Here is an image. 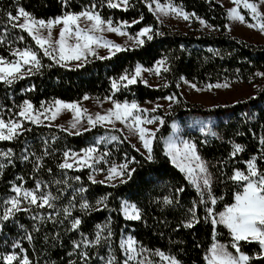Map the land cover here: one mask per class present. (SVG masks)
<instances>
[{
  "label": "trees",
  "instance_id": "trees-1",
  "mask_svg": "<svg viewBox=\"0 0 264 264\" xmlns=\"http://www.w3.org/2000/svg\"><path fill=\"white\" fill-rule=\"evenodd\" d=\"M155 1L170 2L188 13L194 12L210 27L195 17L186 30L167 25L149 8ZM92 4H96L101 17L112 20L113 26L127 22L129 26L123 30L131 35L150 27L152 39L146 36L143 44L124 47L114 55H88L79 64L67 65L45 56L32 36L13 28L7 17L8 12L16 15L18 8L23 7L37 19L48 20L64 12L79 13ZM240 12L252 22L247 9L240 7ZM228 24V9L217 0H129L127 10L123 6L110 8L107 0H68L67 5L62 0H0V57L14 61L18 58L14 55L16 50L29 48L37 52L40 60L39 68L32 65L30 73L12 84L0 81V118L6 122L22 121L23 129H27L13 140L0 141V151L12 150L10 157H0V163L5 165L0 175V217L9 206L4 201L15 195V186L34 189L40 182V191L56 198L52 201L54 208L29 206L25 201L21 206L29 211L0 220V257L16 253L22 258L26 254L31 264H107L115 258L113 264H124L127 258L121 240L125 233L131 234L143 251L139 259L128 264H164L158 251L175 257L179 264H207L206 256L216 242L233 255L238 254L232 247L230 230L223 224L214 225L207 210L212 208V215L219 219L225 206L234 203V193L240 189L228 177L235 170H246L245 161L252 156H257V167L264 171V160L259 159L264 150L260 142L264 137V76L257 75L264 73V43L231 34ZM160 61L168 70L162 71L158 86L145 84L141 79L134 84L120 80L125 74H134L137 66L152 69ZM181 77L201 86L244 82L255 85V93L233 103L208 107L185 100L180 91ZM114 80L117 88L112 87ZM168 96L174 97L168 112L150 111V115L164 121L156 130L151 160L137 151L118 128L96 124L73 133L18 116L25 101L39 108L56 101L81 102L85 97L142 103ZM192 119L209 120L204 127L186 132L211 175V187L203 197L186 173L172 163L164 146L174 122L188 125ZM235 144L242 145L244 151L233 157ZM92 146L96 148L97 169L107 172L114 165L132 161L129 170L135 171L131 178L125 175V182L116 184L93 182L89 167H59L65 152L71 154ZM25 155L27 160L23 159ZM211 196L217 198L215 205L211 204ZM165 198L172 203H165ZM123 200L136 205L140 220L123 216ZM85 202L88 209L81 208ZM193 215L199 222L188 228L185 225ZM73 218L81 220L77 229L71 228ZM97 232L102 237L100 244L85 245L84 239L94 241ZM74 242L81 246L75 248ZM239 248L252 258L249 264H264V256L257 258L261 251L258 243L240 241ZM85 252L87 258L83 256ZM0 264L6 262L0 259Z\"/></svg>",
  "mask_w": 264,
  "mask_h": 264
},
{
  "label": "snow or ice",
  "instance_id": "snow-or-ice-1",
  "mask_svg": "<svg viewBox=\"0 0 264 264\" xmlns=\"http://www.w3.org/2000/svg\"><path fill=\"white\" fill-rule=\"evenodd\" d=\"M232 2L236 5L232 7L228 11L229 18L233 20H238L241 23L245 22V16L240 13L238 10L240 5H243V8L250 10L252 15V19L255 21L254 23H249L247 26L255 29H259L261 32H264V13L260 11V5L264 4V0H258V2H249V0H232ZM68 0H62V4L67 5ZM129 4V0H119V2H114V0H107V6L110 8H120L124 7L127 10ZM151 9L152 5H148ZM156 8L160 12H164L168 14L169 12L175 13L178 16H181L185 20H189L192 17H195L200 23L206 27H210L206 21L196 16V14L188 13L184 11L182 8L169 3L167 5H161L158 2L156 3ZM96 4H92L90 7L82 10L79 13L73 12H64L61 16H58L54 19H48L47 21L44 19H37L32 16L29 12H27L23 7H19L17 10V14L13 15L11 12L7 13L8 21L12 25L13 28H19L21 30L26 31L32 38L35 40V43L39 46L40 49L43 50V54L45 56H51L53 59H57L56 56H53V51H57L56 48L53 47L54 44L59 45L58 48V56L57 63L66 60H81V58L87 59L86 53H92L95 55L93 50V45H99L101 42V37L94 35L95 32H103L106 29L108 31L117 32L120 35H125L126 33L122 31L124 27H128L127 22H123L121 25L117 27H113L112 20H105L101 17L100 13L96 10ZM22 19L23 22H20ZM87 20L90 22L89 27H81L80 21ZM142 19V17H141ZM139 21H133V23H138ZM62 25L59 30L58 39L53 41L52 39V29L57 26ZM40 29H47V36L41 34ZM151 32L150 27L143 28L138 34V37H144L148 33ZM75 39L74 44L69 43V39ZM147 38L152 39L151 35H147ZM22 40L23 37L21 36ZM2 42V41H0ZM137 43L143 44L144 41L142 39H138ZM104 47L109 48L110 53L112 55L115 52L125 50L121 45L115 44L111 41H106L103 44ZM51 49V51H50ZM114 49L115 51H112ZM14 55L18 57V59L14 61H7L4 57H0V81H4L7 84H12L14 80L23 78L26 74L22 70L25 65H34L37 68L40 66V60L38 59L37 52L25 48L23 51L16 50ZM107 58V57H102ZM163 64V61L158 62V66L155 69L158 74L160 71L159 65ZM82 66V65H80ZM31 67L28 68V73L31 72ZM165 71L168 69L165 68ZM142 69L140 66H137L135 69V74L129 77L127 74L120 77L121 81H127V84H134L137 82V78L140 77ZM259 76H264V73H257ZM183 80L184 78L181 77ZM147 84V81H144ZM187 83V81H185ZM228 83L224 84H209L207 87L211 89L212 87H228ZM112 87L117 88V82L114 80L112 82ZM192 88H196L195 84L191 85ZM198 91L200 89H197ZM88 97H85L87 99ZM166 99L172 100L173 96L166 97ZM55 112H52L51 119H55L56 115L59 113L61 109H71L76 112V115L80 116L79 105L76 103L65 104L61 101L55 102ZM138 105L133 102L131 104H121L119 102H114V108L110 109L105 115H97L95 119L91 116L88 117V121L91 125L95 126L97 122H113V117L115 120H124L127 121L129 117L132 118V124L129 127H133L139 136L140 141L143 144V147L149 153L148 159L151 160L152 156V142L156 137V130L149 129L146 127H142L141 125L145 122L148 124H153L157 120L162 125L164 123L163 118L154 117L152 119L142 120L140 116L134 115L133 110L138 109ZM161 107L160 105L156 106ZM156 109H152L151 111H155ZM50 111V109H49ZM86 111V110H85ZM141 111L147 112L148 109H142ZM40 115L41 114H33V105L25 101L23 108L19 111L18 116L23 118L24 121H30L35 124H40ZM75 127V124H73ZM27 129H23L22 121L17 120H8L7 122L0 118V141L4 140H13L18 135L22 134V131H26ZM87 130V129H85ZM111 139L115 140L117 137H111ZM264 144V137L261 138L260 141ZM168 154L172 157V163L176 164L177 167L180 168L181 171H184L188 174L189 178L192 177V174L196 171V168L199 169V172L203 175L199 178L201 183L197 180H194L193 183L196 185L197 191L200 193V196H204V190L210 189L211 187V175L208 172V167L205 161L202 160L200 155L197 153V146L193 142L183 141L182 147L175 143L169 142L168 144ZM96 151L95 148H88L84 152L83 157H78V154L73 153V157H78V160H74L73 163L68 162L69 153L65 152V160L63 163L59 165L61 169H71L74 164L78 163L80 167H84L88 165V160L92 158V154ZM139 151V149H137ZM244 151V147L240 144H235L233 146V151L231 155L235 157L238 153ZM12 155V150L8 149L7 151H0V157H10ZM24 160L28 159V156L25 155L23 157ZM260 160H264V150H261L259 155ZM192 161H196V168H193L191 165ZM132 161H128L120 166H113L110 168L109 175L107 177L108 180L114 179L115 177H123L127 176L129 179L131 178L132 173L135 169L129 170V163ZM11 163V161H9ZM246 170H235L234 174L228 179L237 183L239 191L234 193V203L225 206V210L218 214L219 219L216 216L212 215L213 209L209 208L207 211L211 216L212 223L215 224H223L225 225L231 233V236L234 239V243L232 247L235 248L236 252L239 253L238 256L233 255L231 252L227 251L226 246L213 244L211 249L209 250V254L206 256L207 264H249L250 256L245 255L240 252L239 242H256L260 246V253L257 258L260 256H264V171H261L257 167V156H252L250 159L245 161ZM5 165L0 163V175H3V168ZM38 170V169H37ZM51 172V169L48 170ZM22 179V178H20ZM76 180H79L80 177H76ZM93 179V177H90ZM104 181H100L103 183ZM124 180H121V183H124ZM59 183V182H57ZM41 183L37 182L36 187L34 189H24L22 186H15L13 191L15 195L10 199L4 201L5 205H9L4 209L2 217L0 220L7 221L9 218L13 217L16 212L24 211L27 212L30 209L28 207H22L21 205L26 201L29 206H37L39 208H44L47 206L48 208H54L53 200L55 197H52L50 193H44L40 191ZM80 191H84V189H80ZM178 191H183V189H178ZM211 204L215 205L217 203V198L215 196H211ZM223 199V197H220ZM103 200L98 201L97 203H102ZM204 201L201 200V203ZM165 203L171 204L172 201L168 198H165ZM81 208L88 209L89 204L87 202L81 205ZM65 212L68 210L65 209ZM194 212V209L190 210ZM125 215L131 220H140L141 214L139 209L135 204H127L124 206ZM70 215V213H69ZM43 219V217H40ZM52 218V213H49V219ZM199 221L193 215V218L185 225L188 228H192L195 223ZM81 224V220L79 218H73L71 223L72 229L79 228ZM111 235V232H109ZM28 240H31V235L27 236ZM100 232H97L95 235L94 241H90L87 238L84 239L85 245L94 244L99 245L101 242ZM106 239V238H105ZM134 241H128V248L131 249L133 253H135L136 249L133 247ZM80 243L74 242V247L79 248ZM13 247H19V245H13ZM158 256L162 259L169 261V264H179V261L175 257L166 256L163 252H157ZM87 252L83 253V256L87 258ZM135 257H130V259H134ZM6 264H13L14 261H19V264H31L28 256L25 254L21 258L16 253H11L5 256L0 257ZM115 258L108 260L107 264H113ZM124 264H128V261L125 260Z\"/></svg>",
  "mask_w": 264,
  "mask_h": 264
},
{
  "label": "rangeland",
  "instance_id": "rangeland-1",
  "mask_svg": "<svg viewBox=\"0 0 264 264\" xmlns=\"http://www.w3.org/2000/svg\"><path fill=\"white\" fill-rule=\"evenodd\" d=\"M217 1H219L221 4H223L224 7L228 9V11L232 7L236 6L232 2V0H217ZM157 2L161 5H167L170 2L155 1L153 4H151L152 5V7H151L152 11L155 13V15L162 22H164L167 25H170L172 27L179 28L181 30L187 29V27L189 26L190 21L192 19L185 20L181 16L176 15L175 13L169 12L168 14H165L164 12H160L156 8ZM240 7H243V5L241 4ZM240 7L238 9L239 11H240ZM260 11H261V13H264V4L260 5ZM248 13H249L250 17L252 18L250 10H248ZM20 22H23L22 19ZM254 22L255 21L253 19H252V22L246 21V19H245V22L241 23L238 20H233V19L229 18L228 31L231 34L242 37L248 41H253V42H257V43H264V32H261L259 29H255V28H251V27L247 26L249 23H254ZM80 24H81V27H89L90 26V22L87 20H83V19L80 21ZM60 27H62V25H57L52 29L53 41L58 39ZM113 27H117V26H113ZM122 31H124L126 34L120 35L117 32L108 31L106 29V26H105V30L103 32H95L94 35L102 38L99 45H93V50H94L95 54L98 56H108L111 54L109 48H106L103 46L104 42H106V41L114 42L115 44H119L124 48L127 46L138 45L139 44V43H137L138 39L143 40L144 37L149 35V33H148L144 37H138L137 35L129 34L127 31H125L123 29H122ZM40 32L44 36H47V29H40ZM69 43L70 44L75 43L74 37L69 39ZM53 47L56 48L57 51H53L52 55L56 56V58L59 59V56H58L59 45L54 44ZM50 51H51V49H50ZM112 51H115V50L112 49ZM85 55L88 56V55H93V54L92 53H86ZM84 60H85L84 58H81V60H66V61H61V62L64 64H67V65H73V64H79V63L83 62ZM27 66L31 67L32 65L24 66V69L22 71L25 73L28 72L27 70L29 67H27ZM157 66H158V64H156L154 66V68H152V69L141 67L142 72H141L140 77H138L137 79H141L143 82L147 81V84H149L151 86L160 85L162 83L161 74H162V71L166 68V65L164 63L159 65L160 71L158 74L155 71ZM134 74H132V75H134ZM131 76H129V77H131ZM185 81H187V83H185ZM224 83L225 82L215 83L212 85L224 84ZM227 83L229 85L228 87H219V88L212 87L211 89H209L207 87V85L201 86L195 82L183 79L181 81V84H180V91H181V94L183 95V97L185 98V100L192 102V103L204 104L208 107L216 106L219 104L233 103L234 101H236L238 99L249 97L255 93V85H253V84H248V83H244V82H227ZM192 84H195L196 88H192L191 87ZM197 89H200V90L198 91ZM168 97H170V96H168ZM61 102L65 103V104H72V103L78 104L79 109H80V113H81L80 116L78 117L76 115V112L71 110V109H61L59 111V113L56 115V118L51 119L50 117L52 115V112L56 111L55 106H54L55 103L52 105H44V106H41L39 108H36L33 106V114H41L40 115V120H41L40 124L46 123V124H50V125H56V126H59V127L65 129L67 131L77 133L79 131L93 127V125H91L88 121L89 116H91L93 119H95L98 114L99 115L107 114L110 109L114 108V102H116V101H113L109 98L97 99L95 97H88L87 99L84 98L81 102H64V101H61ZM173 102H174V99L169 100L166 98H162V99H158V100H151V101L149 100V101H144L142 103H136L139 107H138V109L133 110V114L140 116L142 120L146 121L147 119H152L154 117H158V116L150 115V111L152 109H154V108L156 110L161 109L163 112L166 113V112H168V109L173 104ZM119 103L125 104L127 102H119ZM127 104H131V103H127ZM157 105H160L161 107L157 108L156 107ZM49 109H50V111H49ZM142 109H148L149 111L144 112V111H141ZM160 118H162V117H160ZM208 123H209V120H201V119H192V120H190V123L188 125H186V124L182 125L178 121L174 122L172 124L171 134L164 139V146H165L166 153L168 154V151H169V149H168L169 142L175 143V144L180 145L182 147L183 141L191 142L186 137V132L188 129H192V128H196V127H204ZM73 124H75V127H73ZM96 124H100V125H103L106 127L118 128L119 130H121L123 132V134L126 136V138L137 149H139L141 152H143L146 156L149 155L147 150L143 147V144L139 139L137 131L133 127H129V125L132 124V118L131 117H129L127 121H124V120L117 121L113 117L112 123L97 122ZM141 126L149 128V129L157 130L161 126V124L157 120L153 124H148L145 122ZM89 148H95V147L92 146ZM85 150L75 152V153L78 154V157H83ZM197 153H198V151H197ZM72 154L73 153L69 154V158H68L69 163H73L74 160H78V157H73ZM94 156H95V152L92 154V158L89 159L87 162L88 165H91V167H89L87 165L84 166V167H89L91 169V175L94 178V180H100V181H104L105 183H110V184H116L119 181L123 180V177H115L114 179L108 180L107 177L109 175V171L104 172L102 170L97 169L94 165ZM169 157L172 160V157L170 155H169ZM191 165L193 168H196V161H192ZM114 166L118 167V166H120V164H117ZM73 167L74 168H83V167H80L78 163L74 164ZM186 175L188 176L187 173H186ZM202 175L203 174L199 172V169L196 168V171L192 174V177L189 178V176H188V178L191 180L192 183L194 180H197L198 182L201 183V186H202V181L199 180V178ZM194 186L196 187L195 184H194ZM204 191L208 192L209 189L204 190ZM125 203H127L129 205L134 204V203L129 202L127 200L122 201V214L126 219L131 220L124 213ZM129 240L134 241L133 247L136 249L135 253H133L131 251V249L128 248V241ZM121 243H122V247L124 249V252H125V255H126L128 262L139 259V257L143 253L141 248L136 243L135 239L129 233H125L123 235ZM215 244L222 245V244H219L217 242ZM222 246H225V245H222ZM238 255H239V253L236 254L235 256H238ZM133 256L135 258L130 259V257H133ZM164 264H169V261L164 260Z\"/></svg>",
  "mask_w": 264,
  "mask_h": 264
}]
</instances>
